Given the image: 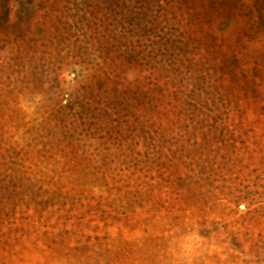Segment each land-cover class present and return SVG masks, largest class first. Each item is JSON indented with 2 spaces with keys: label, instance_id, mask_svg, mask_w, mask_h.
Returning <instances> with one entry per match:
<instances>
[{
  "label": "rangeland",
  "instance_id": "obj_1",
  "mask_svg": "<svg viewBox=\"0 0 264 264\" xmlns=\"http://www.w3.org/2000/svg\"><path fill=\"white\" fill-rule=\"evenodd\" d=\"M0 264H264V0H0Z\"/></svg>",
  "mask_w": 264,
  "mask_h": 264
}]
</instances>
